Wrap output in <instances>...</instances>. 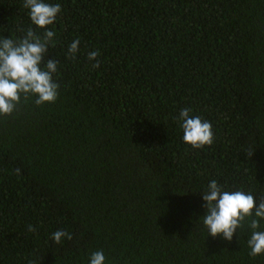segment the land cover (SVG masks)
<instances>
[{"label":"trees","instance_id":"obj_1","mask_svg":"<svg viewBox=\"0 0 264 264\" xmlns=\"http://www.w3.org/2000/svg\"><path fill=\"white\" fill-rule=\"evenodd\" d=\"M44 2L61 5L45 54L58 97L0 117V264L96 251L104 264H264L247 224L208 236L201 195L216 180L264 197V0ZM23 3L0 0V37L35 29ZM184 108L210 122V146L183 142ZM56 230L72 239L54 243Z\"/></svg>","mask_w":264,"mask_h":264},{"label":"clouds","instance_id":"obj_2","mask_svg":"<svg viewBox=\"0 0 264 264\" xmlns=\"http://www.w3.org/2000/svg\"><path fill=\"white\" fill-rule=\"evenodd\" d=\"M23 7L29 9L31 24L43 32L38 33L33 27H29L22 39L0 37V117L10 116L22 97L25 101L35 97L34 103L37 106L54 103L58 97L59 85L53 80L57 61L47 59L45 63V54L49 45L55 46V32L48 30V26L56 21L61 5L49 4L44 0H24ZM79 43V39H76L69 45V58L75 59ZM99 55L98 50L88 53V60L95 61L93 68L99 66ZM190 112L191 109L184 108L176 118L178 122H182L179 126L183 131V142L192 149L210 146L213 143L210 122L199 116H191ZM253 151L249 150V156ZM15 173L19 175L20 169H15ZM222 187L216 180H212L201 194L205 202L202 222L208 236H221L230 242L237 229L247 224L252 230L247 240L249 256L255 258L264 254V231L258 230L261 221H264V197L257 204L250 193L242 190L223 191ZM28 230L35 231L32 225H29ZM51 238L54 243L60 244L63 239L71 240L72 236L67 231L56 230ZM104 262L103 251L91 254L89 264Z\"/></svg>","mask_w":264,"mask_h":264}]
</instances>
